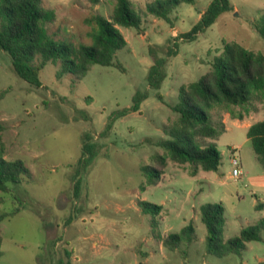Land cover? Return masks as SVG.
Here are the masks:
<instances>
[{"label": "rangeland", "instance_id": "1", "mask_svg": "<svg viewBox=\"0 0 264 264\" xmlns=\"http://www.w3.org/2000/svg\"><path fill=\"white\" fill-rule=\"evenodd\" d=\"M157 0H131L143 19L142 28H120L127 46L117 54L122 69L95 65L79 82L69 74L58 79L60 64L49 62L41 72L38 88L19 78L11 56L0 50V122L5 157L21 159L31 172L14 192L0 191L2 211L20 206V212L0 223L3 238L0 264H258L264 261L261 241L247 244L242 255L223 257L207 250V229L200 208L222 203L226 238L240 235L264 217V167L247 136L249 124L264 119V96L252 104L234 107L223 116L227 131L216 141L223 154L219 171L192 175L194 166L167 158L166 166L153 164L156 154L165 156L159 141L164 128L179 120L173 107L180 90L206 75L211 62L228 43L264 55V38L253 23L264 12V0H231L234 10L225 13L193 41L179 38L200 20L212 0L183 3L168 23L148 14ZM54 12L49 34L76 46L92 44L97 28L94 16H110L115 4L107 0H43ZM167 58L166 77L152 89L149 74L157 61ZM149 96L140 107L118 119L106 130L109 118L134 104L137 93ZM162 96V98L159 97ZM243 116L240 120L236 117ZM245 127V128H244ZM99 153L82 167L84 142ZM239 147L244 175L232 176L231 147ZM88 159V156H87ZM153 173L149 184L144 167ZM153 168L162 172L157 176ZM76 184L79 188L76 192ZM14 195L20 204H13ZM141 201L161 205L160 214L143 213ZM195 228L192 243L164 245L171 233L187 225Z\"/></svg>", "mask_w": 264, "mask_h": 264}, {"label": "trees", "instance_id": "2", "mask_svg": "<svg viewBox=\"0 0 264 264\" xmlns=\"http://www.w3.org/2000/svg\"><path fill=\"white\" fill-rule=\"evenodd\" d=\"M99 2L100 0H93ZM115 4L110 16L96 15L94 21L97 28L90 34L92 44L78 46L55 40L48 31V24L54 18V12L45 8L43 0H0V50L7 52L12 58L13 70L16 75L32 86L42 87L41 72L49 62L60 64L56 76L58 79L73 75L74 82L81 81L95 65L116 67L122 69L117 60V54L127 46V40L120 28H142L143 19L133 8L131 0H107ZM193 0H157L147 6L149 15L172 23L171 14L183 3ZM234 6L231 0H212L200 20L179 38L186 41L196 40L199 34L206 32L225 13L232 12ZM253 28L264 38V12L253 23ZM167 58L157 61L149 74L152 89H159L166 77L163 67ZM211 70L189 86L180 90L179 102L173 110L179 114L175 126L164 131L167 139L159 141V146L166 155L156 154L153 164L166 166L167 158L179 163L194 166L192 175L198 173V168L204 171L217 172L223 162V154L218 149L216 141L226 131L223 116L216 118L213 111L222 108L231 115L234 107L250 105L259 97L264 96V55L244 48L237 43H228L220 55L211 62ZM5 90L0 93V100L5 97ZM149 96L148 92L137 93L134 104L115 112L106 125V130L113 128L115 122L132 112L140 111L142 102ZM162 98L161 95H159ZM242 119L243 116L236 117ZM5 127L0 122V191L5 194L14 192L11 184H20L31 176L29 168L21 159L11 160L5 157L3 133ZM247 136L252 143L253 151L264 167V119L248 128ZM99 150L92 143L84 142L82 167L90 164L91 157L97 156ZM88 156V159H87ZM160 177L162 172L156 171ZM143 173L149 184L151 168H143ZM79 186L76 184V192ZM13 204H20L14 195ZM4 201L0 198V223L16 216L20 206L11 211H2ZM143 213L160 214L161 205L141 201ZM264 208L259 203L256 209ZM200 215L207 229L206 244L210 254L223 257L228 253L242 255L247 244L261 241L264 231V217L254 226L242 229L239 236L226 238L225 208L222 203H207L201 206ZM195 239V228L192 224L171 233L164 240V245L177 248L182 242L192 243ZM3 238L0 232V257ZM258 264H264L259 262Z\"/></svg>", "mask_w": 264, "mask_h": 264}, {"label": "built area", "instance_id": "3", "mask_svg": "<svg viewBox=\"0 0 264 264\" xmlns=\"http://www.w3.org/2000/svg\"><path fill=\"white\" fill-rule=\"evenodd\" d=\"M231 164L234 166L233 172H232V176L233 178H235L236 180L240 179L241 176L244 175V171L241 167V163L240 160L238 158V152H239V148H231Z\"/></svg>", "mask_w": 264, "mask_h": 264}, {"label": "crops", "instance_id": "4", "mask_svg": "<svg viewBox=\"0 0 264 264\" xmlns=\"http://www.w3.org/2000/svg\"><path fill=\"white\" fill-rule=\"evenodd\" d=\"M204 12V11H203ZM200 15H201V12H200ZM258 122V121H257ZM256 123V122H255ZM254 124V123H253ZM252 124H249L246 128L248 129L250 126H251ZM227 127V126H226ZM245 128V127H244ZM239 148V147H237V146H233V147H231V148ZM243 169V168H242Z\"/></svg>", "mask_w": 264, "mask_h": 264}]
</instances>
